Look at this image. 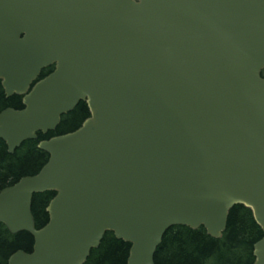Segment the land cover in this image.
<instances>
[{"label": "water", "instance_id": "obj_1", "mask_svg": "<svg viewBox=\"0 0 264 264\" xmlns=\"http://www.w3.org/2000/svg\"><path fill=\"white\" fill-rule=\"evenodd\" d=\"M263 69L264 0H0L1 85L23 104L0 111L7 151L89 110L0 190V222L33 238L6 264H83L106 232L125 264H155L168 228L219 238L237 204L264 233ZM252 252L264 264V235Z\"/></svg>", "mask_w": 264, "mask_h": 264}, {"label": "trees", "instance_id": "obj_2", "mask_svg": "<svg viewBox=\"0 0 264 264\" xmlns=\"http://www.w3.org/2000/svg\"><path fill=\"white\" fill-rule=\"evenodd\" d=\"M48 72V69H47ZM264 75V72H263ZM5 107L21 108L17 95L6 97L0 83V111ZM89 116L85 102L64 114L54 131L37 133L36 139H28L14 150L7 151L0 139V189L11 185L20 177L35 174L47 161L48 154L37 144L42 139L70 132L78 128ZM54 192L35 193L31 212L35 227L40 228L48 221L46 206ZM264 235L256 224L249 208L237 204L228 214L225 230L221 237L214 238L203 227L171 226L164 233L154 254L155 264H252L253 244ZM32 236L26 231L11 234L0 222V264H6L11 253L18 249L31 250ZM130 244L106 232L98 247L91 249L83 264H125Z\"/></svg>", "mask_w": 264, "mask_h": 264}, {"label": "flooded vegetation", "instance_id": "obj_3", "mask_svg": "<svg viewBox=\"0 0 264 264\" xmlns=\"http://www.w3.org/2000/svg\"><path fill=\"white\" fill-rule=\"evenodd\" d=\"M53 68H54V67H52L48 72L52 71ZM43 71H44V69H41V71H40L39 75L37 76V78L35 79V81H37V80H39L40 78H42V77L45 76V74L42 73ZM35 81H33V83H34ZM13 95H14V94H13ZM15 95H16V94H15ZM11 96H12V95H11ZM17 96L19 97V99H20V101H21V103H22V96H21V95H17Z\"/></svg>", "mask_w": 264, "mask_h": 264}]
</instances>
